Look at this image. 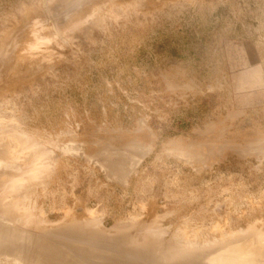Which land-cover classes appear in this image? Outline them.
Masks as SVG:
<instances>
[{"label": "rangeland", "instance_id": "rangeland-1", "mask_svg": "<svg viewBox=\"0 0 264 264\" xmlns=\"http://www.w3.org/2000/svg\"><path fill=\"white\" fill-rule=\"evenodd\" d=\"M0 264H264V0H0Z\"/></svg>", "mask_w": 264, "mask_h": 264}]
</instances>
